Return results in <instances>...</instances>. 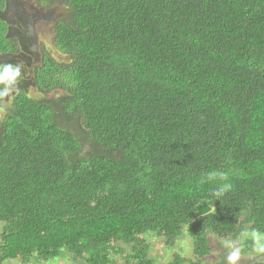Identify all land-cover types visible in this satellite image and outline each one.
I'll list each match as a JSON object with an SVG mask.
<instances>
[{
  "label": "trees",
  "instance_id": "16d2710c",
  "mask_svg": "<svg viewBox=\"0 0 264 264\" xmlns=\"http://www.w3.org/2000/svg\"><path fill=\"white\" fill-rule=\"evenodd\" d=\"M40 2L65 9L66 59L42 56L34 93L0 61L21 70L0 115V264H154L147 233L191 239L167 264H203L264 233V0ZM4 15L0 56L16 57Z\"/></svg>",
  "mask_w": 264,
  "mask_h": 264
},
{
  "label": "rangeland",
  "instance_id": "374dc122",
  "mask_svg": "<svg viewBox=\"0 0 264 264\" xmlns=\"http://www.w3.org/2000/svg\"><path fill=\"white\" fill-rule=\"evenodd\" d=\"M42 2V1H41ZM40 0H8L7 13H1L9 21L11 34L24 44L22 52L13 57L0 56V61L11 58L14 62L25 69V87L30 93L35 92L33 85V70L41 62L42 56L47 53L60 61L66 58L55 50L53 43L54 29L56 21L65 13L61 5H44ZM60 2V0H59ZM24 84V83H23ZM17 85L10 89L0 101V115H3L10 105L9 97L15 92ZM2 225L0 224V232ZM150 244L149 258L154 264H167L175 254H180L186 258L192 255V241L188 236L180 238L172 247H167L163 239L156 234L147 233L142 236ZM235 247L241 249L240 257L236 264H257L264 260L261 252L255 251L254 241L248 229L240 233L237 240L232 241ZM228 243H214L213 252L204 259L203 264H229L226 257L230 249ZM121 246H123L121 244ZM251 247L248 249L247 247ZM126 247V246H124ZM127 249V248H126ZM129 253V249H128ZM116 264H127L124 258H116ZM7 264H23L21 261H9ZM28 264H86L78 258L66 254L62 257L49 260H32ZM134 264V263H128Z\"/></svg>",
  "mask_w": 264,
  "mask_h": 264
},
{
  "label": "clouds",
  "instance_id": "9594fccd",
  "mask_svg": "<svg viewBox=\"0 0 264 264\" xmlns=\"http://www.w3.org/2000/svg\"><path fill=\"white\" fill-rule=\"evenodd\" d=\"M20 76L21 70L19 66H13L11 64L0 65V85L4 86L0 90V95H7L10 89L15 86ZM251 237L254 241L255 251L264 253V233L254 230L251 233ZM227 247L230 249L226 257L227 261L229 264H236L240 257L241 249L235 247L234 242L228 243Z\"/></svg>",
  "mask_w": 264,
  "mask_h": 264
}]
</instances>
